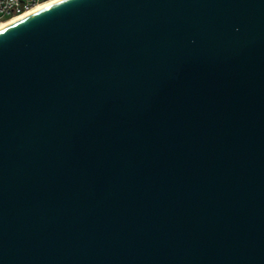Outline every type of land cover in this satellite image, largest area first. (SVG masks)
<instances>
[{"label":"water","instance_id":"95a60500","mask_svg":"<svg viewBox=\"0 0 264 264\" xmlns=\"http://www.w3.org/2000/svg\"><path fill=\"white\" fill-rule=\"evenodd\" d=\"M0 264H264V0L0 27Z\"/></svg>","mask_w":264,"mask_h":264},{"label":"built area","instance_id":"2783aa9c","mask_svg":"<svg viewBox=\"0 0 264 264\" xmlns=\"http://www.w3.org/2000/svg\"><path fill=\"white\" fill-rule=\"evenodd\" d=\"M45 0H0V21L23 14Z\"/></svg>","mask_w":264,"mask_h":264},{"label":"bare ground","instance_id":"6f19581e","mask_svg":"<svg viewBox=\"0 0 264 264\" xmlns=\"http://www.w3.org/2000/svg\"><path fill=\"white\" fill-rule=\"evenodd\" d=\"M55 1H58V0H45V1L41 2V3H39L38 5H36L35 7H33L32 9H30V10L24 12V13L21 14V15L14 16V17H11V18L6 19V20H1V21H0V27L6 25V24H8V23H10L11 21H13V20H15V19H17V18H19V17H22V16H24V15H26V14H29V13H31V12H33V11H35V10L41 8V7H44V6H46V5H49V4H51V3L55 2Z\"/></svg>","mask_w":264,"mask_h":264},{"label":"rangeland","instance_id":"374dc122","mask_svg":"<svg viewBox=\"0 0 264 264\" xmlns=\"http://www.w3.org/2000/svg\"><path fill=\"white\" fill-rule=\"evenodd\" d=\"M3 20H5V19H3Z\"/></svg>","mask_w":264,"mask_h":264},{"label":"trees","instance_id":"16d2710c","mask_svg":"<svg viewBox=\"0 0 264 264\" xmlns=\"http://www.w3.org/2000/svg\"><path fill=\"white\" fill-rule=\"evenodd\" d=\"M6 20V19H5Z\"/></svg>","mask_w":264,"mask_h":264}]
</instances>
